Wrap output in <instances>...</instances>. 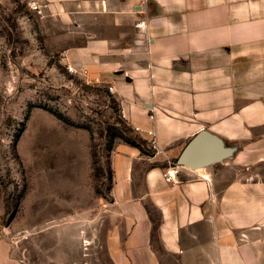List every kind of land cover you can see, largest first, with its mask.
I'll list each match as a JSON object with an SVG mask.
<instances>
[{
  "label": "crops",
  "instance_id": "0c3cea01",
  "mask_svg": "<svg viewBox=\"0 0 264 264\" xmlns=\"http://www.w3.org/2000/svg\"><path fill=\"white\" fill-rule=\"evenodd\" d=\"M29 4L65 64L111 87L147 143L144 154L119 142L108 158V226L94 243L109 264H264V0ZM199 132L231 155L167 182ZM0 264H24L5 232Z\"/></svg>",
  "mask_w": 264,
  "mask_h": 264
},
{
  "label": "rangeland",
  "instance_id": "374dc122",
  "mask_svg": "<svg viewBox=\"0 0 264 264\" xmlns=\"http://www.w3.org/2000/svg\"><path fill=\"white\" fill-rule=\"evenodd\" d=\"M29 3L0 0V232L24 264H109L94 240L124 118L68 69Z\"/></svg>",
  "mask_w": 264,
  "mask_h": 264
},
{
  "label": "water",
  "instance_id": "95a60500",
  "mask_svg": "<svg viewBox=\"0 0 264 264\" xmlns=\"http://www.w3.org/2000/svg\"><path fill=\"white\" fill-rule=\"evenodd\" d=\"M231 155L215 136L199 132L184 147L177 158V166L197 170L221 162Z\"/></svg>",
  "mask_w": 264,
  "mask_h": 264
},
{
  "label": "trees",
  "instance_id": "16d2710c",
  "mask_svg": "<svg viewBox=\"0 0 264 264\" xmlns=\"http://www.w3.org/2000/svg\"><path fill=\"white\" fill-rule=\"evenodd\" d=\"M117 124H119L122 128L118 130V136L120 142H124L128 145L138 148L142 153L148 154L149 150L147 149V143L142 140L135 131L126 123L125 120H117ZM110 181V174H109Z\"/></svg>",
  "mask_w": 264,
  "mask_h": 264
},
{
  "label": "built area",
  "instance_id": "2783aa9c",
  "mask_svg": "<svg viewBox=\"0 0 264 264\" xmlns=\"http://www.w3.org/2000/svg\"><path fill=\"white\" fill-rule=\"evenodd\" d=\"M32 10L36 11L38 14L40 13V10L37 6H30ZM69 70H71L70 68H68ZM85 84L86 85H93V83L87 79L84 80ZM108 91L110 93H112V88L109 87L107 88ZM122 117H123V114H121ZM151 119H153L154 117L153 116H150ZM148 135L153 137V133L152 132H148ZM148 147L152 150H155L156 149V142H155V139L152 138L150 141H149V144H148ZM177 169H178V166H174L172 168H170L165 174H164V179L167 181V182H170V181H173L174 177L171 173H177Z\"/></svg>",
  "mask_w": 264,
  "mask_h": 264
}]
</instances>
